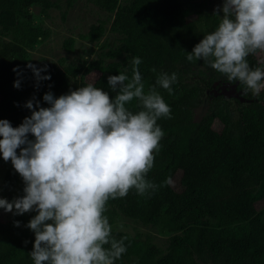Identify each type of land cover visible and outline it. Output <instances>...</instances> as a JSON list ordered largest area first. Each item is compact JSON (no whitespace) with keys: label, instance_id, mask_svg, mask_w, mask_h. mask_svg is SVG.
<instances>
[{"label":"trees","instance_id":"obj_1","mask_svg":"<svg viewBox=\"0 0 264 264\" xmlns=\"http://www.w3.org/2000/svg\"><path fill=\"white\" fill-rule=\"evenodd\" d=\"M75 1L68 0L69 7ZM93 1L112 18L109 29L101 20L82 35L100 52L92 59L80 55L54 62L31 59L29 48L51 34L36 23L32 8L41 5L47 14L60 7L58 0H0V119L19 126L31 115L24 106L28 100L35 97L41 106H49L43 101L48 91L58 97L91 83L114 96L107 77L125 70L131 77L133 57L141 58L145 91L156 83L159 73L175 72L171 93L156 86L171 110L170 117L157 121L164 136L146 174L158 187L143 195L133 188L125 197L109 199L104 213L109 223L124 218L156 229L167 237V245L162 248L150 236L141 239L139 234L111 232L117 240L127 237L126 252L114 264H264V94L247 103L237 101L236 118L228 99L210 93L207 114L194 120L195 109L203 105L205 91L213 83L245 86L228 81L203 60L186 58L221 17L207 13L199 0ZM108 33L114 35L115 43L105 40ZM75 47L73 38L64 42L68 52ZM255 53L247 57L250 67L264 68ZM29 63L37 68L47 65L41 74H50L51 79L38 83ZM197 68L203 69L198 80L186 81L185 73ZM17 79L20 88L14 87ZM128 107L140 110L135 98ZM29 138L34 137L29 134ZM7 162L0 156V163L10 165ZM169 176L173 183H164ZM21 178L15 169H8L0 190L6 195L16 193ZM19 193L13 199L23 196V189ZM36 214L31 211L0 220V264H33L29 253L35 235L26 225ZM17 220L20 226L15 225Z\"/></svg>","mask_w":264,"mask_h":264},{"label":"clouds","instance_id":"obj_2","mask_svg":"<svg viewBox=\"0 0 264 264\" xmlns=\"http://www.w3.org/2000/svg\"><path fill=\"white\" fill-rule=\"evenodd\" d=\"M214 15L221 17L218 26L203 35L187 60H203L228 81L245 85V92L259 94L264 68L250 67L247 57L264 50V0H223ZM140 64L133 57L131 77L127 70L107 77L114 96L91 83L58 97L48 91L43 101L49 106L28 100L24 106L31 115L19 126L0 119V156L25 183L23 196L0 197V209L37 213L26 225L35 235L33 264H114L126 252L127 237L111 235L107 202L133 188L143 195L158 187L146 174L164 136L157 121L171 110L156 86L171 93L177 80L175 72H161L145 91ZM27 67L38 83L51 79L41 74L47 65ZM13 71L20 75L18 68ZM14 87H21L20 79ZM134 98L140 105L135 112L128 107ZM164 183L172 184V177Z\"/></svg>","mask_w":264,"mask_h":264},{"label":"rangeland","instance_id":"obj_3","mask_svg":"<svg viewBox=\"0 0 264 264\" xmlns=\"http://www.w3.org/2000/svg\"><path fill=\"white\" fill-rule=\"evenodd\" d=\"M121 2L124 3L127 2V0H121ZM199 2L204 4V10L207 13L212 14L215 13L217 6H222L221 0H199ZM58 3L60 7L56 9H49L47 14H43L41 5H35L32 8V13L35 16L36 23L42 24L45 28H49L51 30V34L47 40L41 41L40 43L29 48V55L31 59L36 61L49 60L58 62L62 58L72 60L73 58L79 57L80 55H83L88 59H92L97 53L100 52V48L99 46L84 40L82 35H85L93 24H97L101 20L107 22V28L109 29L112 18H110L106 12L101 11V9L94 3L93 0H76L73 2L71 7L68 5V0H58ZM68 38H73L75 40L76 47L73 53L68 52L64 48V42ZM5 39L9 40L10 37ZM105 40H108L110 44L116 42V38L110 33L106 35ZM89 49H93L94 51L89 53ZM257 58L260 62L264 63V50L258 54ZM202 71V68L187 71L184 75L185 80L189 83H195ZM80 78L81 77H78V80H80ZM215 86L216 85H214V87ZM263 90L264 89H261V91ZM209 102L210 92L209 90H206L203 105L194 111L195 121H200L202 117L207 114ZM231 104L235 109L237 118L239 105L234 101H232ZM218 124L219 121L215 123V126H218ZM7 163H10V165L6 163H0V186L3 185L4 177L8 169H14L11 161H8ZM24 186L25 183L23 178H21L17 183L16 193H10L6 195L3 194L2 190H0V197L7 198L9 201H11L13 196H18L20 194L19 191L24 189ZM12 216V212H5L3 209H0L1 221L9 220ZM110 225L112 226V232L122 231L127 232L132 236L139 234L141 239H145L147 236H150L154 243L161 246L162 248H166L167 237L160 235V233L154 228L144 227L124 218L120 221L110 223Z\"/></svg>","mask_w":264,"mask_h":264},{"label":"flooded vegetation","instance_id":"obj_4","mask_svg":"<svg viewBox=\"0 0 264 264\" xmlns=\"http://www.w3.org/2000/svg\"><path fill=\"white\" fill-rule=\"evenodd\" d=\"M222 4H223V0ZM222 15V14H220ZM262 50H257L255 53L256 59L258 61L259 64L264 65L263 62H260L257 58L258 54L261 52ZM214 85H216L214 87ZM245 86H243L242 88H239L238 86V82L236 83H230L227 81H216L215 83H213L211 85V88L209 89L210 93L216 94L217 96H223L226 99H228L230 101V103L232 101L236 102L240 101L242 103H247L253 100V98H257L259 96H261L262 94H264V90L261 91L259 93V95L253 94V92L251 90H249L248 92L244 91ZM259 100V99H258ZM238 104V103H237ZM239 105V104H238Z\"/></svg>","mask_w":264,"mask_h":264}]
</instances>
